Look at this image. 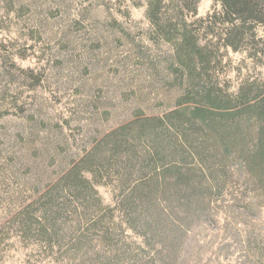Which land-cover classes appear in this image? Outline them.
I'll list each match as a JSON object with an SVG mask.
<instances>
[{
  "label": "trees",
  "instance_id": "1",
  "mask_svg": "<svg viewBox=\"0 0 264 264\" xmlns=\"http://www.w3.org/2000/svg\"><path fill=\"white\" fill-rule=\"evenodd\" d=\"M215 2L191 22L198 0H144L152 40L170 47L168 88L182 89L173 105L139 109L80 157L44 122L19 132L28 199L7 207L9 231L57 264H199L216 228L242 264H264V83L228 93L213 76L222 50L264 58V0Z\"/></svg>",
  "mask_w": 264,
  "mask_h": 264
},
{
  "label": "rangeland",
  "instance_id": "2",
  "mask_svg": "<svg viewBox=\"0 0 264 264\" xmlns=\"http://www.w3.org/2000/svg\"><path fill=\"white\" fill-rule=\"evenodd\" d=\"M220 9L215 0H198L189 20ZM145 11L144 0H0V264H57L5 226L7 207L28 199L22 186L28 168L14 154L23 143L20 131L47 125L65 141L63 151L80 157L102 132L141 108L161 111L182 93L168 88L170 47L152 40ZM258 34L264 39L263 27ZM220 55L213 76L226 92L236 93L245 81L264 83V58L231 50ZM112 189L98 187L108 205ZM214 232L219 229L206 232L216 243L199 264H216L227 243L231 252L219 263L242 264V250Z\"/></svg>",
  "mask_w": 264,
  "mask_h": 264
}]
</instances>
